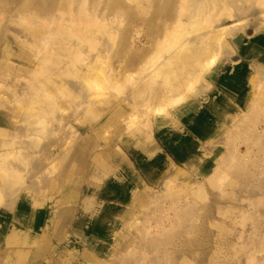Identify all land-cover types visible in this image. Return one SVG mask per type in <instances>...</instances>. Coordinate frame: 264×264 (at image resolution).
<instances>
[{
  "label": "rangeland",
  "instance_id": "1",
  "mask_svg": "<svg viewBox=\"0 0 264 264\" xmlns=\"http://www.w3.org/2000/svg\"><path fill=\"white\" fill-rule=\"evenodd\" d=\"M157 1L125 0L124 2V0H119L121 4L114 5L110 0H102L98 4H92V0H86V5L88 6L85 7L94 12V22H97L88 28L89 30H87L85 36L87 38L86 41H81L76 37L62 38L58 35L55 31L57 27L68 30L74 24L73 15L68 17L66 13H63L61 16H64L63 18L65 19L62 21L57 20L54 22L55 24L51 23L53 21H49L48 25L51 26L53 32L48 39V44L44 48L41 45L42 43L37 42L38 40L36 41V38L30 33L32 22L29 19L27 21L28 24H23L22 21H19L17 17L18 12L15 11V7L18 6L21 9V4L9 7V10L6 8L4 10L0 9L3 16L0 18V61L3 60L0 63V150L5 148L14 150L15 152L18 151L21 159L15 152L12 155L15 154L16 158H19L18 160H23L17 161L15 155L12 156L10 154L13 158L7 155V159L9 160L5 158V161L2 162L5 164L4 167L10 164L9 166H15L20 171L22 170L21 176L19 175L18 177L20 179L23 177V181H20L14 188V194L10 190L2 192L0 201V213L2 212V217L0 218V264H107L105 262L116 264L120 260L115 258V255L122 253V248L124 249L123 245L125 246L127 241L129 242L131 239L147 247H145L146 249H141L137 245L135 249H130L129 253H122L125 259H123L124 264L125 262H127L126 264H148L149 261L150 264H157L155 258H160L159 264H165V260L162 258V255H164L163 250H155L151 246L152 242L150 241L153 240L151 239L153 237L154 240L161 241L165 250L168 247L171 248H168L170 252L174 249L180 250L179 254L174 252L175 256L173 255L171 258L177 264H254L257 261L255 264H264V251H261L262 248L261 250L259 249L262 247V244L264 247V220H262L264 219V203L260 204L264 201V138L260 141H255L254 136L250 135L256 131V128L264 130L263 115L259 113L258 108H253L257 102L259 103L264 100V44L258 49L260 50V55L248 58V61L257 59L255 61L259 64L256 67L245 68L237 66L235 68H228L225 72H222V69L218 68L221 63L230 62L238 57L244 59L243 55L238 52L235 40L229 39L230 36L228 34L223 35V39H229V42L222 43L216 62L211 66L212 68L208 69L211 73V78L208 79V71H205L201 75L202 79L200 77L195 82L192 91L186 92L185 86L178 89L179 92L185 90L184 92L188 96L183 99L182 97L177 99L178 102L174 104L166 102L167 105L164 104V108L160 112H153L152 103L155 100L152 87L148 86L147 89H144L139 94L135 90L138 81L147 73L143 67H152L151 65L156 64L157 61L167 56V53L171 51V49H168L170 48L168 47V43L173 39L171 37L177 33V27L172 24V21L175 20V14L179 10L177 7L180 6V3L176 4L174 0ZM1 2L5 3L4 0H1ZM156 2L159 8H157ZM162 4L166 11H172L167 13L164 9L162 10ZM112 5L114 6L112 7ZM169 5L170 8L168 7ZM127 6L129 7L128 9ZM256 6L255 0L238 2V7L232 8V12L237 15L239 14L237 9L242 8L244 13L238 16L245 18L239 26L234 27L235 29H230L229 32L251 36L258 31L264 37V17L257 15L259 14V7ZM126 9L130 10V12ZM27 16L29 17V14ZM96 16L98 19H96ZM67 17L69 20L66 19ZM185 18V15L179 16L180 20L184 21ZM235 18L237 19V16L227 18L224 15L221 21L216 24L231 25ZM11 19L12 21H10ZM104 19L106 20L104 21ZM109 20L110 22H108ZM101 22H107L105 23L107 25ZM95 24L98 28H95ZM103 25L105 28L102 27ZM160 26L163 27L160 28ZM99 27L102 28L99 29ZM9 28L12 29L9 30ZM197 28L196 30L192 28L191 32H195L190 35L188 34L189 36L183 34L185 32H181V35L183 34L182 37H191L197 32L203 31L202 27L201 31H199L200 27ZM44 31L46 32V30H43L41 35L44 34ZM156 34L157 37L155 36ZM109 35L111 36L108 38ZM158 38L162 39L157 40ZM246 42L250 43L249 39ZM119 44H122V46ZM36 45L38 48H35ZM41 47L42 49H40ZM116 48L118 51H121L118 52L121 53V56L116 53ZM122 48L124 49L122 50ZM66 49H69L68 53ZM113 50L116 51L114 52ZM138 50L139 52H137ZM138 54L139 56L136 57ZM160 54L161 58L159 57ZM131 57H134L132 59L134 60L133 62L132 60L129 61ZM188 68L179 64L174 65L173 69L176 72L171 76L172 82L175 83L177 79L188 76L189 72L192 71ZM221 73L223 74L221 77L222 81L218 79ZM233 78H235L233 83H225L226 79L232 80ZM41 79L42 84H44V88L42 87V89H40ZM38 80L40 84H36ZM224 84L234 86L235 88L238 85L241 86L238 93L242 95V101L247 103L246 107L241 106V100H237V98L226 96L228 101L222 103L218 97L214 96L216 89L222 91L223 94ZM65 85L66 87H64ZM90 88L92 89L90 90ZM132 89L133 92L131 91ZM59 90L62 91L59 92ZM89 93L94 94L90 96ZM220 97L222 99L223 95ZM231 104L234 106L232 107ZM76 105L80 109L78 108L77 110ZM179 107L180 109H178ZM235 107H239L242 110L237 115L232 110ZM208 111L212 118L216 115H222V117L217 122L212 121L205 135L201 137L200 133H198L200 131L192 130L193 121L190 120L194 119V122L201 127V118L204 114L208 115ZM8 112L10 115L7 114ZM5 113L7 116H5ZM251 117H256L253 120L255 119L257 122L255 120L253 122ZM63 122L66 124H63ZM49 123L56 125L52 127ZM60 123L62 124L61 126ZM123 123L125 126L132 124L131 126L134 128L133 136H130L126 128L122 130L123 126L121 125ZM222 125L225 127L223 128ZM242 125H246V127L244 126L243 128ZM58 127H63L64 129H58ZM226 127L227 129H225ZM247 127L248 130L250 129L249 131H247ZM249 127L255 129L253 130ZM16 131L20 135L18 134L17 136ZM231 131L233 134H231ZM234 131L239 133L236 135ZM241 132H244L246 136ZM30 135L34 138L29 137ZM161 135L171 139V142H168L169 145L162 142ZM232 135L238 137H233ZM19 136L21 140L18 139ZM14 137H17V140ZM231 137H233V140H231ZM13 139H15V142ZM190 139L195 141L194 148L196 149V153H200L201 156L205 158H209L211 154H213L214 158L221 156L219 159H216L217 163L224 156L230 157V160L235 157L230 161L231 163H229L228 159L227 164L223 167V173L217 186L210 183L208 176L201 175L195 167L190 169L187 163L184 162L183 158L188 148L187 141ZM235 139H239L240 141H236ZM248 139L251 140L249 141ZM135 140L139 141L137 146L132 144ZM230 140L232 141L231 143L229 142ZM254 142H258V144ZM232 146L233 148H231ZM139 148L148 157V169H143L137 161V158H140L142 161L146 158L144 154L135 152ZM24 149L26 150L24 151ZM230 149L232 150L230 151ZM36 151L37 153L35 154L34 152ZM97 151H107L115 154L113 156L115 168L123 178L124 185L129 180V182L132 181L134 191L131 192L132 197L129 198L131 200L121 201L115 194L113 198L110 195H104L103 190L107 187L106 177L100 175V170L97 173L94 170V172L86 170L88 165L92 163L93 156ZM159 151L163 155L161 158L158 157ZM243 151H246V154L244 153L243 155ZM24 152L29 153V155H26ZM258 155L260 156L258 157ZM240 156L243 160L239 159ZM50 162L52 164H49ZM253 164L254 166H252ZM0 165L2 166V164ZM225 167L228 168L225 170ZM251 167L257 169L254 170ZM261 167L262 169H260ZM229 168L232 169L230 170ZM34 169L43 170V172L39 177H34ZM132 170L137 173L139 180L136 177L133 178ZM24 174H28L27 178L24 177ZM133 174L135 173L133 172ZM42 175L43 177H40ZM32 176L34 177L33 180ZM37 178L38 180H36ZM44 178H47V180ZM198 186L201 189H196ZM32 188L34 189L32 190ZM19 191L21 193L28 191L29 195L39 198L40 202H38V206L40 207L38 211L46 213L45 217L39 220V222L33 221L31 217H28L19 210L18 198L21 194ZM38 191H40L39 194ZM192 191L196 192V196L190 198L193 209L190 211L191 216H188V218H192L195 229L199 227L201 230H193L190 235L184 237L189 243H192V246L190 244L186 248L179 245L177 241L174 244L169 242L179 237L182 230L181 228L177 229V227H174L173 223H175L177 216L173 207L171 208V204L173 203V196L179 195L183 198L185 194ZM87 197L90 200L91 208L87 210L85 217L91 220L90 223L82 222L83 219L79 216V208L82 206V201ZM247 199L251 203H248ZM107 201H112L115 206L108 207ZM180 201H183V199ZM252 205L256 207L258 205V207L253 208ZM258 213L260 217H256L259 216ZM103 216H107L110 220V224L104 226L108 230L104 236L105 246L102 248H91L83 242L82 238L84 235L93 233L94 228L97 227L96 221L101 217L103 218ZM164 226L166 228L174 227L173 230H176L166 232L162 230ZM11 228L16 231V234L12 235L10 233L9 229ZM143 228H145L144 231ZM145 230L148 231L150 236L148 234L146 236L143 235L146 232ZM251 230H253V234H251ZM136 231H142L143 234L141 232H138V234ZM141 234L143 235L142 237ZM255 235L258 237L257 239ZM253 241L254 243H252ZM255 244L257 245L255 246ZM258 245L259 248H257ZM152 249L156 253L152 252ZM184 249H187L186 258L182 259L183 252L181 250ZM257 249L258 251H255ZM237 251H239L238 254ZM253 251L258 253L252 256ZM141 252L142 254H139ZM240 253L241 255H239ZM141 257L145 260L141 259ZM252 258L253 260H251ZM260 259L261 261H259ZM250 261L252 262L250 263Z\"/></svg>",
  "mask_w": 264,
  "mask_h": 264
},
{
  "label": "bare ground",
  "instance_id": "2",
  "mask_svg": "<svg viewBox=\"0 0 264 264\" xmlns=\"http://www.w3.org/2000/svg\"><path fill=\"white\" fill-rule=\"evenodd\" d=\"M102 2V0H92V4H98V2ZM104 1H107V0H104ZM135 1V0H134ZM157 1V0H156ZM175 1V3L176 4H178V3H180V6H178L177 8L179 9L178 10V12L176 13V11H175V16H176V18H175V20H173L172 21V24H174V26L175 27H177V33H175L174 34V36H172L171 38H173V39H171V42H169L168 44H169V46L168 47H170V48H168V49H171V51L169 52V53H167L168 55L167 56H165V57H163L161 60H159V61H157L156 62V64H153V65H151L152 67H149V68H147V67H143V69L144 70H146L147 71V73L144 75V76H142V78L138 81V84H137V87H136V90H135V92L137 93V94H139V93H141L144 89H147V87L148 86H150V88L152 87V89H153V91H154V102L152 103L153 104V112H160L163 108H164V104H166V102H172V104H174L175 102L177 103L178 101H177V99H180L181 97H182V99L184 98V97H186V96H188V94H186V92L187 91H192V89H193V86H194V84H195V82H197L198 80H199V78L201 77V79H202V74L205 72V71H208V69L216 62V59H217V57H218V55H219V53H220V50H221V46H222V43L224 42H227L229 39H233V40H235V42H236V44H237V46H238V52L239 53H241L242 55H243V57H244V59H242V57L240 58V57H238V58H234L233 60H231L230 62H227V63H221V65L218 67L219 69L221 68L222 69V72H225L228 68H235V67H237V66H242V67H245V68H248V67H251V66H254V67H256L259 63H257V61H255V60H257V59H251L252 61H248V58L249 57H257L258 55H260V53H259V51L260 50H258L261 46H262V44H264V37L262 36V33L261 32H256V34H254V35H251V36H246L245 34H239V33H232V32H229L230 31V29H232V28H234V27H237V26H239L241 23H242V21L244 20V18L245 17H239L238 15L239 14H242V13H244V11H243V9L242 8H238L237 10L239 11V14H235V13H233L232 11H233V9L232 8H237L238 7V2H242V1H250V0H174ZM173 1V2H174ZM4 2L5 3H2L1 2V0H0V9H7V10H9L11 7H13V6H17V5H19V4H21V9L20 8H18V6L17 7H15V11H17L18 13H17V17H18V19H19V21H22L23 22V24H28L27 23V21H28V19L32 22L31 23V26H32V29L30 30V33L34 36V38H36V41L37 42H41L40 44L43 46V48L44 47H46V45L48 44V39H49V37H50V35L52 34V32H53V30H51V26H49L48 24H49V21L51 22V21H53V22H51V23H54V22H56L57 20L58 21H62L63 19H65V18H63L64 16H61V14H63V13H66L67 14V16L68 17H70L71 15H73V19H74V24L68 29V30H64V29H60V28H58L57 27V29L55 30L57 33H58V35L59 36H61L62 38H67V37H76L77 39H80L81 41H86V34H87V30H89L88 28L91 26V25H94V23H97V22H94V12L92 11V10H88V9H86L87 7H85V6H88V5H86V0H4ZM110 2L112 3L113 2V4L114 5H120L121 3L119 2V0H110ZM122 2V1H121ZM124 2H125V0H124ZM158 2V1H157ZM157 2H156V6L158 5L157 4ZM171 2V1H170ZM255 2H256V5L259 7V14H257V15H259L260 17H264V0H255ZM88 3V2H87ZM104 3V2H103ZM152 3V2H151ZM17 4V5H16ZM101 4V3H100ZM165 4V3H164ZM168 4H170V5H173V4H171V3H168ZM175 4V5H176ZM109 5V4H108ZM114 5H112V7L114 6ZM127 5V4H126ZM163 5V4H162ZM170 5L168 6L169 8H170ZM153 6H154V4H153ZM256 6V7H257ZM10 7V8H9ZM91 7V6H90ZM100 7V6H99ZM162 7V6H161ZM168 7H166V8H168ZM77 8H78V12H77ZM119 8V7H118ZM121 8V7H120ZM129 7L127 6V9H128ZM157 8H159V6H157ZM156 8V9H157ZM168 8V9H169ZM103 9V8H102ZM107 9V8H106ZM115 9H117V8H115ZM122 9V8H121ZM126 9V10H127ZM165 10L166 11V9L164 8V5H163V8H162V10ZM104 10V9H103ZM110 10H112V9H110ZM126 10H124V11H126ZM132 10V9H131ZM161 10V9H160ZM174 10V9H173ZM113 11H114V9H113ZM118 11V10H117ZM116 11V12H117ZM127 11H129L130 12V10H127ZM126 11V12H127ZM157 11H159V10H157ZM172 11V10H171ZM171 11H166L167 13L168 12H171ZM62 12V13H61ZM107 12V11H106ZM105 12V13H106ZM132 12V11H131ZM174 12V11H173ZM118 13V12H117ZM165 13V12H164ZM27 14H29V17L30 16H32V17H28L27 16ZM41 14H43V15H41ZM77 14H78V16H77ZM114 14H116V13H114ZM130 14V13H129ZM128 14V15H129ZM133 14H134V12H133ZM155 14H156V11H155ZM161 14L162 15H164L162 12H161ZM174 14V13H173ZM100 15H101V12H100ZM105 15V14H104ZM120 15V14H119ZM122 15V14H121ZM128 15H127V17H128ZM157 15V14H156ZM167 15V14H166ZM181 15H185L186 16V18H185V20L183 21V20H180L179 19V16H181ZM224 15H226L227 16V18H232V17H235V16H237V19L235 18V19H233V23L231 24V25H222V24H216V23H219L220 21H221V18H222V16H224ZM99 16V15H98ZM123 16V15H122ZM125 16H126V14H125ZM125 16H124V18H125ZM131 16V15H130ZM254 16V15H253ZM3 16H2V10H0V18H2ZM28 17V18H27ZM66 17V16H65ZM68 17L66 18V19H68ZM97 17V16H96ZM105 17V16H104ZM158 17H159V13H158ZM162 17V16H161ZM78 18V19H77ZM113 18V17H112ZM121 18H123V17H121ZM157 18V17H156ZM35 19H37V20H35ZM47 19H48V21H47ZM73 19H72V22H73ZM96 19H98V17L96 18ZM130 19V18H129ZM174 19V18H173ZM225 19V18H224ZM254 19V18H253ZM39 20H40V22H39ZM41 20L43 21L42 23H41ZM69 20V19H68ZM106 19H104V21H105ZM121 20V19H120ZM10 21H12V19L10 20ZM18 21V20H17ZM99 21V20H98ZM125 21V20H124ZM123 21V22H124ZM146 21H147V19H146ZM145 21V22H146ZM70 22H71V20H70ZM108 22H110V20L108 21ZM120 22V21H119ZM50 23V24H51ZM102 24H104V25H107V24H105V23H107V22H101ZM262 23V22H261ZM11 24V23H10ZM10 24H8L9 26H10ZM14 24V23H13ZM55 24V23H54ZM66 24V23H65ZM71 24V23H70ZM109 24V23H108ZM120 24H121V22H120ZM215 24V25H214ZM20 25H21V23H20ZM99 25V24H98ZM102 26V27H104L105 28V26ZM171 25V24H170ZM169 25V26H170ZM101 26V25H100ZM102 27H99V29L100 28H102ZM144 27V26H143ZM159 27V26H158ZM157 27V28H158ZM161 27H163V26H160V28ZM197 27H200L199 28V31H201L202 30V28H203V31H201V32H197L194 36H191V37H182V35L183 34H192V33H194L193 31L191 32V29L193 28V29H195L196 30V28ZM202 27V28H201ZM28 28V27H27ZM92 28V27H91ZM95 28H98L97 26H96V24H95ZM94 28V29H95ZM259 28V27H258ZM257 28V29H258ZM10 29H12V28H9V30ZM41 29H42V32H41ZM93 29V30H94ZM198 29V28H197ZM201 29V30H200ZM235 29V28H234ZM28 30H29V28H28ZM43 30H46V32L44 31V34L43 35H41V33H43ZM111 30V29H110ZM155 30L157 31V29L155 28ZM12 31V30H11ZM96 31V30H95ZM113 31V30H112ZM13 32V31H12ZM181 32H185V33H183L182 35H181ZM7 33V32H6ZM29 33V32H28ZM93 33V32H92ZM8 34H9V32H8ZM11 34V33H10ZM91 34V33H90ZM226 34H228V36H230L229 37V39H223V35H226ZM46 35V36H45ZM188 35V36H189ZM111 35H109L108 36V38L110 37ZM114 36V35H113ZM156 37H157V34L155 35ZM53 38V37H52ZM99 39V38H98ZM112 39H113V37H112ZM111 39V40H112ZM162 38H158L157 40H161ZM247 39H249V41H250V43H248V42H246L247 41ZM35 41V40H34ZM124 41V40H123ZM122 42V41H121ZM125 42V41H124ZM123 42V43H124ZM229 42V41H228ZM73 43V42H72ZM103 43H104V40H103ZM136 43V42H135ZM233 44H234V42H232ZM37 44V43H36ZM40 44H39V47H40ZM112 44V43H111ZM166 44H167V42H166ZM38 45V44H37ZM37 45H36V47L35 48H38L37 47ZM72 45V44H71ZM90 45V44H89ZM119 45H121L122 46V44H119ZM125 45V44H124ZM123 45V46H124ZM132 46V45H131ZM114 47H116V46H114ZM92 48V47H91ZM118 48V47H117ZM116 48V50H117V54L119 55L120 54V56H121V53H118V52H121L120 50L118 51V49ZM253 48V49H252ZM40 49H42V47L40 48ZM40 49H38V50H40ZM48 49V48H47ZM124 48H122V50H123ZM37 50V51H38ZM46 50V49H45ZM44 50V51H45ZM54 50V49H53ZM69 50V49H68ZM68 50L66 49V52L68 53ZM115 50V51H116ZM167 50V49H166ZM253 50H254V52H253ZM0 51H1V49H0ZM52 51V50H51ZM114 51V50H113ZM112 51V52H113ZM114 51V52H115ZM141 51V50H140ZM43 52V51H42ZM101 52V51H100ZM137 52H139V50L137 51ZM157 52H158V50H157ZM44 53V52H43ZM116 53H115V55H116ZM3 54H5V53H3ZM122 54H124V53H122ZM136 54V53H135ZM37 55H39V54H37ZM46 55V54H45ZM5 56V55H4ZM114 56V55H113ZM117 56V55H116ZM139 56V54L136 56V57H138ZM3 57V56H2ZM1 57V58H2ZM158 57V56H157ZM160 58H161V54H160V56H159ZM134 58V57H133ZM132 57H131V59H129V61L130 60H132L133 59ZM44 59V58H43ZM39 60H41V59H39ZM156 60V59H155ZM3 60H1L0 61V63L2 62ZM43 61V60H42ZM134 60H132V62H133ZM132 64V63H131ZM182 65V66H186V67H189L190 68V70H192V71H190L189 72V75L188 76H186V77H182V78H180V79H177V82H172V80H171V76H172V74L174 73V72H176V70H174L173 68H174V65ZM173 65V66H172ZM216 67V66H215ZM177 68V67H176ZM188 68V69H189ZM212 68V67H211ZM39 69V68H38ZM41 69H42V67H41ZM44 69V68H43ZM181 69V68H180ZM214 69V68H213ZM28 70V69H27ZM143 70V71H144ZM189 71V70H188ZM82 72V71H81ZM46 73H48V72H46ZM213 73V72H212ZM34 74H36V73H34ZM32 75V74H31ZM45 75H47V74H45ZM50 75H52V74H50ZM55 75H56V73H55ZM80 75V74H79ZM49 76V75H48ZM54 76V75H53ZM52 76V77H53ZM191 76V77H190ZM223 76V74L221 73V76L220 77H218V79H221V77ZM31 77V76H30ZM36 77H38V76H36ZM45 77V76H44ZM44 77H40V78H44ZM206 77V76H205ZM207 77H208V79L209 78H211V73H210V71H208V73H207ZM28 78V77H27ZM178 78V77H177ZM4 79V78H3ZM57 79V78H56ZM26 80V79H25ZM36 80V79H35ZM173 80H175V79H173ZM27 81V80H26ZM34 81V80H33ZM60 81V80H59ZM211 81V80H210ZM220 81H222V79L220 80ZM233 81H235V78H233L232 80L231 79H226V82L225 83H233ZM1 82V81H0ZM28 82H29V80H28ZM40 82H41V84H40ZM39 82V80H38V82H36V84L38 83V84H40L41 85V88L40 89H42V87L44 86V84H42V79H41V81ZM83 82V81H82ZM47 83H51V82H47ZM1 84V83H0ZM31 84V83H30ZM29 84V85H30ZM35 84V83H34ZM35 84V85H36ZM91 84V83H90ZM235 84V83H234ZM28 85V86H29ZM32 85V84H31ZM39 85V86H40ZM209 85V84H208ZM214 85V84H213ZM27 86V85H26ZM37 86V85H36ZM53 86V85H52ZM182 86H185V90H186V92H184L185 90H182L181 92H179L178 91V89H181L182 88ZM210 86V85H209ZM64 87H66V85L64 86ZM211 87V86H210ZM210 87H208V88H210ZM241 86L240 85H238V87L237 88H235L234 86L232 87V86H229V85H225L224 84V87H223V94H222V91H220V90H218V89H216V93H215V95L214 96H216V97H218L219 99H220V102H222V103H226L227 101H228V99L226 98V96H230V97H233V98H237V100H241L240 102V105L241 106H243V107H246V105H247V103L246 102H243L242 100H243V98H242V95H240L239 93H238V91H240V88ZM44 88V87H43ZM57 88H59V87H57ZM89 88V87H88ZM184 88V87H183ZM50 89V88H49ZM60 89V88H59ZM64 89V88H63ZM92 88H90V90H91ZM134 89V88H133ZM133 89L131 90L132 92H133ZM37 90H39V89H37ZM51 91H52V89H50ZM56 90H58V89H56ZM211 90V89H210ZM213 90V89H212ZM62 90H59V92H61ZM130 91V90H129ZM130 91V92H131ZM259 91V90H258ZM33 92V91H32ZM45 92V91H44ZM47 92H49V91H47ZM68 92V91H67ZM69 92H71V91H69ZM75 92V91H74ZM213 92V91H212ZM95 93V92H94ZM93 93V94H94ZM224 93H225V95H224ZM51 94V93H50ZM65 94V93H64ZM90 94V93H89ZM92 93L90 94V96L91 95H93ZM96 94V93H95ZM149 94V93H148ZM20 95V94H19ZM58 95H59V93H58ZM61 95V94H60ZM66 95V94H65ZM223 95V97H222V99H221V97L220 96H222ZM256 95H257V93H256ZM261 95V94H260ZM259 95V96H260ZM17 96V95H16ZM26 96H27V94H26ZM30 96V95H29ZM51 96V95H50ZM64 96V95H63ZM70 96V95H69ZM240 96V97H239ZM262 96V95H261ZM36 97V96H35ZM62 97V96H61ZM67 97V96H66ZM77 97V96H76ZM28 98V97H27ZM30 98V97H29ZM93 98H94V96H93ZM39 99V98H38ZM257 99H258V97H257ZM18 100V99H17ZM23 100H25V99H23ZM30 100H32V99H30ZM56 100V99H55ZM64 100V99H63ZM57 101V100H56ZM110 101V100H109ZM192 101V100H191ZM17 102H19V101H17ZM37 102V101H36ZM80 102V101H79ZM90 102V101H89ZM188 102H190V101H188ZM187 102V103H188ZM231 102V101H230ZM22 103V102H21ZM28 103H29V101H28ZM38 103V102H37ZM71 103V102H70ZM82 103V102H81ZM101 103V102H100ZM99 103V104H100ZM111 104H112V102H110ZM132 103V102H131ZM130 103V104H131ZM169 103V104H170ZM194 103V102H193ZM20 104V103H19ZM68 104V103H67ZM73 104V103H72ZM84 104V103H83ZM86 104V103H85ZM88 104V103H87ZM105 104V103H104ZM104 104H102V105H104ZM133 104V103H132ZM151 104V105H152ZM168 104V105H169ZM183 104V103H182ZM189 104V103H188ZM59 105V104H58ZM81 105V104H80ZM106 105V104H105ZM148 105V104H147ZM150 105V104H149ZM167 105V104H166ZM197 105V104H196ZM73 106H74V104H73ZM79 106V105H78ZM87 106V105H86ZM97 106V105H96ZM163 106V107H162ZM173 106V105H172ZM175 106V105H174ZM198 106V105H197ZM196 106V107H197ZM231 106L233 107L234 105H232L231 104ZM27 107V106H26ZM62 107H64V106H62ZM62 107H61V110H62ZM177 107V106H176ZM41 108V107H40ZM60 108V107H59ZM73 108V107H72ZM78 108L79 107H77V105H76V109L78 110ZM84 108V107H83ZM151 108V107H150ZM198 108V107H197ZM254 109L256 108H258V111H259V113L260 114H262L263 115V120H264V100H262L261 102H257L256 104H255V106L253 107ZM22 109V108H21ZM27 109V108H26ZM42 109V108H41ZM65 109V108H64ZM80 109V108H79ZM178 109H180V107L178 108ZM177 109V110H178ZM188 109V108H187ZM253 109V110H254ZM2 110V109H1ZM44 110V109H43ZM42 110V111H43ZM72 110V109H71ZM148 110V109H147ZM232 110L234 111V113H235V115H237L238 113H240L242 110L241 109H239V107H235L234 109L232 108ZM24 111V110H23ZM36 111V110H35ZM34 111V113H36ZM65 111V110H64ZM89 111V110H88ZM150 111V110H149ZM257 111V110H256ZM1 112V111H0ZM6 112V111H5ZM37 112H39V111H37ZM43 112H45V111H43ZM70 112H72V111H70ZM75 112V111H74ZM148 112V111H147ZM146 112V113H147ZM216 112V111H215ZM11 113V112H10ZM56 113V112H55ZM7 114H9V112L7 113ZM7 114L5 113V116H7ZM37 114V113H36ZM40 114H41V112H40ZM42 114H44V113H42ZM60 114V113H59ZM66 114V113H65ZM64 114V115H65ZM69 114V113H68ZM161 114V113H160ZM229 114V113H228ZM245 114V113H244ZM255 114V113H254ZM253 114V115H254ZM10 115V114H9ZM72 115V114H71ZM70 115V116H71ZM257 115V114H256ZM51 116V115H50ZM60 116H62V115H60ZM68 116V115H67ZM74 116V115H73ZM72 116V117H73ZM255 116V115H254ZM15 117V116H14ZM59 117V116H58ZM57 117V118H58ZM63 117V116H62ZM221 117H222V115H216L215 117H211L210 116V113H209V111H208V115H203L202 116V118H201V127L200 126H198L195 122H194V119H191L190 121H193V125L191 126L192 127V130H195V131H200V132H198V133H200V135H201V137H203L204 135H205V132L207 131V129L209 128V126H210V124L212 123V121H218V120H220L221 119ZM227 117V116H226ZM16 118H18V117H16ZM42 118V117H41ZM224 118H225V115H224ZM229 118V117H228ZM252 118V117H251ZM253 118H256V117H253ZM253 118H252V120H253ZM6 119V118H5ZM50 120H51V118H49ZM56 119V118H55ZM62 119V118H61ZM242 119V118H241ZM42 120L43 121H45L43 118H42ZM250 120V119H249ZM251 120V121H252ZM255 120V119H254ZM254 120H253V122H254ZM258 120V119H257ZM22 121V120H21ZM61 121V120H60ZM68 121V120H67ZM8 122H10V121H8ZM47 122V121H46ZM46 122H44V123H46ZM52 122V121H51ZM62 122V121H61ZM255 122H257L256 120H255ZM259 122V121H258ZM12 123V122H11ZM15 123H17V122H15ZM23 123V122H22ZM25 123H27V122H25ZM48 123V122H47ZM58 123V122H57ZM65 122H63V124H64ZM68 123H69V121H68ZM239 123V122H238ZM13 124V123H12ZM50 124V123H49ZM66 124V123H65ZM122 124V123H121ZM223 124V123H222ZM256 124V123H255ZM51 125V124H50ZM56 124H53V125H51L52 127H54ZM58 125V124H57ZM62 124L60 123V126H61ZM132 125V124H131ZM131 125H127V126H125L124 125V123H123V125H121V126H123L121 129L122 130H125V128H126V131H128V133L130 134V136H133V134H134V128H132V126ZM235 125V124H234ZM237 125H239V124H237ZM236 125V126H237ZM247 125V124H246ZM246 125H242V127L244 128V126L246 127ZM223 126V125H222ZM255 126H257V125H255ZM44 127V126H43ZM68 127H70V126H68ZM71 127H72V125H71ZM162 127H164V126H162ZM225 126H223V128H224ZM238 127V126H237ZM14 128V127H13ZM57 128V127H56ZM66 128V127H65ZM137 128V127H136ZM233 128V127H232ZM231 128V129H232ZM249 128H251V127H249ZM11 129V128H10ZM58 129H64L63 127H58ZM57 129V130H58ZM67 129H71V128H67ZM220 129V128H219ZM225 129H227V127L225 128ZM230 129V130H231ZM239 129V128H238ZM251 129H253V128H251ZM255 129V128H254ZM253 129V130H254ZM2 130V129H1ZM22 130V129H21ZM66 130V129H65ZM136 130V129H135ZM223 130V129H222ZM229 130V129H228ZM241 130H243V129H241ZM245 130V129H244ZM243 130V131H244ZM250 130V129H249ZM248 130V127H247V131H249ZM3 131V130H2ZM62 131V130H61ZM215 131V130H214ZM227 131V130H226ZM225 131V132H226ZM238 131H240V130H238ZM252 131V130H251ZM1 132V131H0ZM17 132L18 131H16L15 133L17 134ZM124 132V131H123ZM232 132V131H231ZM234 132H236V131H234ZM246 132V131H245ZM23 133V132H22ZM211 133V132H210ZM239 133V132H238ZM237 132L236 133H234V134H238ZM243 135H244V132H241ZM240 133V134H241ZM2 134H3V132H2ZM5 134H6V130H5ZM19 135H20V133H18ZM18 134H17V136H18ZM224 134V133H223ZM231 134H233V132L231 133ZM242 134H241V136H242ZM249 134H250V132H249ZM32 135V134H31ZM29 136V137H33V136ZM35 135V134H34ZM228 135V134H227ZM236 135H232L233 137H238V136H236ZM250 135H253L254 136V139H255V141L257 140H261V139H263L264 138V130H260L259 128H256V131H254L252 134H250ZM162 136V135H161ZM215 136V135H214ZM219 136V135H218ZM244 136H246V134L244 135ZM247 136H248V134H247ZM36 137H37V135H36ZM35 137V138H36ZM223 137V136H222ZM221 137V138H222ZM233 137H231L232 139L231 140H233ZM15 138V137H14ZM17 138V137H16ZM15 138V139H16ZM21 137L19 136L18 137V139H20ZM34 138V137H33ZM38 138V137H37ZM225 138V137H224ZM240 138H243V137H240ZM15 139H13L14 140V142H15ZM25 139V138H24ZM43 139V138H42ZM45 139H46V137H45ZM128 139V138H127ZM220 139V138H219ZM237 139V138H236ZM235 139V140H236ZM244 139H245V137H244ZM243 139V140H244ZM251 139H252V137H251ZM251 139H248L249 141L251 140ZM17 140V139H16ZM21 140V139H20ZM26 140V139H25ZM39 140H40V138H39ZM214 140H216V139H214ZM229 141L230 143L232 142V141ZM239 140V139H238ZM238 140H236V141H238ZM128 141V140H127ZM217 141V140H216ZM240 141V140H239ZM248 141V142H249ZM58 142V141H57ZM162 142L163 143H165V144H168V142L170 143L171 142V139L170 138H168V137H166V136H162ZM200 142V141H199ZM213 142H215V141H213ZM225 142V141H224ZM59 143V142H58ZM137 143H139V141L138 140H135V142H133L132 144L135 146H137ZM217 143V142H216ZM238 143V142H237ZM254 143H257L258 144V142H254ZM227 144V143H226ZM235 144V143H234ZM245 144H246V142H245ZM169 145V144H168ZM201 145H202V143H201ZM15 146V145H14ZM130 146V145H129ZM187 146H188V148H187V150H186V154H185V156H184V158H183V160H184V162H186L187 163V165L190 167V169L191 168H193V167H195V169H197L198 171H199V173L201 174V175H203V176H208L210 179H209V181H210V183L212 184H216L215 186H217L218 184V182H219V179H220V177L222 176L221 174L223 173V167L227 164V162H228V159L230 158V157H226V156H224V157H222L219 161H218V163H217V160L216 159H219V157H221V156H217L218 158H214V156H213V154H211L210 155V157L209 158H205V157H203V156H201V154L200 153H196V149L194 148L195 147V141L193 140V139H190L189 141H187ZM205 146V145H204ZM211 146V145H210ZM225 146V145H224ZM229 146H231V145H229ZM257 146V145H256ZM20 147V146H19ZM28 147V146H27ZM26 147V148H27ZM202 147V146H201ZM226 147V146H225ZM249 147V146H248ZM247 147V148H248ZM12 148V147H11ZM23 148H25V147H23ZM171 149H172V147H170ZM209 148V147H208ZM227 148V147H226ZM231 148H233V146L231 147ZM235 148V147H234ZM15 149V148H14ZM20 149V148H19ZM33 149H35V148H33ZM210 149V148H209ZM217 149V148H216ZM250 149V148H249ZM20 150H23L22 148L20 149ZM26 149H24V151H25ZM28 150V149H27ZM32 150V149H31ZM116 150V149H115ZM219 150V149H218ZM232 149H230V151H231ZM245 150V149H244ZM260 150V149H259ZM174 151V150H173ZM220 151V150H219ZM235 151V150H234ZM247 151H248V149H247ZM15 151L14 150H10V149H3V150H0V164H2V166L0 165V201H1V197H2V192L4 191V190H10V192H12V194H14V191H15V187L20 183V181H23V177H22V179H20L18 176L20 175L21 176V172H22V170L20 171V169L19 168H16L15 166H9V165H6L5 167H4V165L5 164H3L2 162L3 161H5V158L7 159L8 157H10L11 155H12V153H14ZM28 152V151H27ZM135 152H139V153H142V154H144V157H146L145 159H144V161H142L140 158H137V161H138V163H139V165H141V167L143 168V169H148V167H149V163H148V157L147 156H145V152L141 149V148H139V149H136V151ZM246 152V151H245ZM244 151H243V155H244V153H245ZM16 154H17V156L19 157V155H18V151H16L15 152ZM24 153H26V152H24ZM23 153V154H24ZM32 153V152H31ZM35 154L37 153V151L36 152H34ZM146 153H148V152H146ZM159 154H158V157H163V155H162V153L159 151L158 152ZM211 153V152H210ZM11 154V155H10ZM19 154H20V152H19ZM22 154V155H23ZM34 154V155H35ZM241 154V153H240ZM246 154V153H245ZM261 154V153H260ZM7 155H8V157H7ZM10 155V156H9ZM15 155V154H14ZM14 155H12V156H14ZM21 155V154H20ZM26 155H29V153L27 154L26 153ZM33 155V156H34ZM115 154L112 152V154L111 153H109V152H107V151H97V152H95V154H94V156H93V159H92V163H90L89 165H88V168L86 169L87 171H95V173H97V171H99L100 170V175H103V176H105L106 177V180H107V187L103 190L104 191V195H110L111 196V198H113V195L115 194V195H117L118 197H119V199L121 200V201H128V199L129 198H131L132 196H131V192H133L134 191V188H133V186H132V181L131 182H126L125 183V185H124V181H123V178L118 174V171H117V169L115 168V164H114V160H113V156H114ZM207 155H209V154H207ZM206 155V156H207ZM232 155V154H231ZM11 156V157H12ZM16 155H15V158L17 157ZM36 156V155H35ZM79 156V155H78ZM260 155H258V157H259ZM26 157V156H25ZM38 157V156H37ZM40 157V156H39ZM74 157V156H73ZM247 157H248V155H247ZM264 157V156H263ZM13 158V157H12ZM20 158V157H19ZM19 158H16L17 159V161H23V160H18ZM27 158V157H26ZM43 158H45V157H43ZM235 158V157H234ZM233 158V159H234ZM249 158V157H248ZM254 158V157H253ZM262 158V157H261ZM21 159V158H20ZM38 159V158H37ZM46 159H47V156H46ZM232 159V160H233ZM239 159H241V156H240V158ZM250 159V158H249ZM7 160H9V159H7ZM7 160H6V162H7ZM31 160V159H30ZM42 160V159H41ZM45 160V159H44ZM232 160H230L229 159V163H231L230 161H232ZM241 160H243V159H241ZM240 160V161H241ZM256 160V159H255ZM259 161H260V159H258ZM26 161V160H25ZM246 161V160H245ZM251 162H252V160H250ZM15 162H16V160H15ZM30 162V161H29ZM36 162V161H35ZM40 162V161H39ZM53 162V161H52ZM52 162H50L49 164H52ZM91 162V161H90ZM255 162H257V161H255ZM262 162V161H261ZM5 163V162H4ZM8 163V162H7ZM10 163V162H9ZM26 163V162H25ZM24 163V165H26ZM42 163H45V162H42ZM126 163V162H125ZM232 163H235V162H232ZM20 164H22L21 162H20ZM29 164V163H28ZM240 164V163H239ZM243 164V163H242ZM246 164H247V162H246ZM261 164V163H260ZM45 165V164H44ZM244 165V164H243ZM242 165V167H243V169H244V166ZM39 166V165H38ZM252 166H254V164L252 165ZM2 167V168H1ZM26 167V166H25ZM37 167V166H36ZM197 167V168H196ZM229 167V166H228ZM228 167H225V170H226V168H228ZM245 167H246V165H245ZM250 167V166H249ZM46 168V167H45ZM45 168H43V169H45ZM83 168H85L84 166H83ZM241 168V167H240ZM251 168H253V167H251ZM27 169V168H26ZM39 169V168H38ZM38 169H34V171H35V173H34V177H39V175L40 174H42V172H43V170L42 171H40V170H38ZM230 169V168H229ZM232 169V168H231ZM230 169V170H231ZM254 169V168H253ZM255 169H257V168H255ZM254 169V170H255ZM260 169H262V167L260 168ZM259 169V170H260ZM84 170V169H83ZM93 171V172H94ZM196 171V170H195ZM194 171V172H195ZM243 171V170H242ZM257 171V170H256ZM263 171V170H262ZM24 173H25V171H23ZM133 172L136 174H133ZM246 173H247V171H245ZM250 172V171H249ZM26 173H27V170H26ZM226 173V172H225ZM224 173V174H225ZM250 173H252V172H250ZM226 174H228V173H226ZM258 174V173H257ZM25 175V174H24ZM28 174H26L24 177H26ZM48 175V174H47ZM47 175H44V176H47ZM31 177L32 178V180L34 179V177ZM132 176H133V178L134 177H136L137 178V180H139L138 179V175H137V173L134 171V170H132ZM190 176V175H189ZM195 176V175H194ZM260 176V175H259ZM258 176V177H259ZM262 176V175H261ZM40 177H43V175L42 176H40ZM64 177V176H63ZM67 177V176H66ZM196 177V176H195ZM27 178V177H26ZM59 178V177H58ZM65 178V177H64ZM44 179H46L47 180V178H44ZM56 179H57V176H56ZM69 179V178H68ZM28 180V179H27ZM36 180H38V178L36 179ZM49 180V179H48ZM55 180V179H54ZM59 180H60V178H59ZM66 180V179H65ZM199 180V179H198ZM39 182H40V179H39ZM192 182H194V181H192ZM37 183V182H36ZM69 183V182H68ZM25 184V183H24ZM58 184V183H57ZM62 184H63V182H62ZM166 184V183H165ZM250 184V183H249ZM248 184V186H250ZM253 184H254V182H253ZM61 185V184H60ZM30 186V185H29ZM165 186V185H164ZM192 186H194V185H192ZM31 187H32V185H31ZM34 187V186H33ZM39 187V186H38ZM57 187V186H56ZM64 188H65V186H64ZM72 188V187H71ZM166 188V187H165ZM198 188H200L201 189V187H196V189H198ZM255 188H256V186H255ZM254 188V189H255ZM21 189V188H20ZM34 188H32V190H33ZM256 189H258V187L256 188ZM22 190V189H21ZM25 190V189H24ZM42 190H44V189H42ZM54 190V189H53ZM59 190V189H58ZM247 190V189H246ZM252 190H253V187H252ZM29 191V190H28ZM27 191V192H28ZM57 191V190H56ZM78 191H81V190H78ZM200 191V190H199ZM245 191V190H244ZM16 192H18V190H16ZM20 192V191H19ZM27 192H25V191H23L21 194H20V197L18 198V200H19V210L21 211V212H23V213H25L28 217H31V219L33 220V221H37V222H39V220H41V219H43L44 217H45V215H46V213H40L38 210H39V207L40 206H38L39 204H38V202H40L39 201V198L38 197H35V196H31V195H29ZM64 192V191H63ZM40 193V191H38V194ZM43 193V192H42ZM54 193V192H53ZM52 193V194H53ZM56 193V192H55ZM259 193V192H258ZM16 194V193H15ZM38 194H37V196H38ZM48 194V193H47ZM57 194V193H56ZM44 195V194H43ZM232 195H233V192H232ZM244 195V194H243ZM41 196H42V194H41ZM46 196V195H45ZM163 196V195H162ZM165 196V195H164ZM170 196V195H169ZM193 196H196V192L195 191H192V192H190V193H187V194H185V196L183 197V198H181L179 195L178 196H173L171 199H172V201H173V205L171 204V208L173 207V209H174V212H175V214H176V216H177V218H176V220H175V223H173L174 224V227H177V229L178 228H181L182 230H181V234H180V236L179 237H176V239H172V241L170 240L169 242L171 243H175L176 241H177V243L179 244V245H181V246H183V247H186V246H189L190 244V246H192V243H189V241H187L184 237H187L188 235H190L192 232H193V230H201L199 227H198V229H195V224H194V222H193V220H192V218L191 217H189L188 218V216H191V213H190V211L193 209V207H192V203H191V200H190V198L191 197H193ZM263 196V195H262ZM49 197V196H48ZM54 197V196H53ZM171 197V196H170ZM169 197V198H170ZM233 197V196H232ZM51 198V197H50ZM220 198H221V196H220ZM3 199V198H2ZM43 199V198H42ZM134 199H135V197H134ZM181 199H183V201H180ZM222 199V198H221ZM242 199V198H241ZM4 200V199H3ZM47 200V199H46ZM49 200V199H48ZM129 200H131V199H129ZM136 200V199H135ZM150 200V199H149ZM248 200V199H247ZM246 200V201H247ZM251 200V199H250ZM254 200V199H253ZM79 201V200H78ZM90 200L88 199V197L86 198V199H84L83 201H82V206H80V208H79V211L81 212H79V216H80V218H82L83 220H82V222H84V223H90L91 222V220L90 219H88V218H86L85 217V215H86V213H87V210H89V208H91V203L89 202ZM245 201V200H244ZM249 201V200H248ZM247 201V202H248ZM8 202H11V201H8ZM116 202V201H115ZM181 202V203H180ZM239 202H240V199H239ZM259 202V201H258ZM7 203V202H6ZM52 203V202H51ZM106 203V202H105ZM243 203V202H242ZM248 203H251V201H249ZM256 203V202H255ZM260 203V202H259ZM262 203H264V201H262L260 204H262ZM55 204V203H54ZM107 206L109 207V206H113L114 204L112 203V201H110V202H108L107 201ZM240 204V203H239ZM77 205V204H76ZM119 205H121V204H119ZM217 205H219V204H217ZM242 205V204H241ZM254 205V204H253ZM252 205V206H253ZM115 206V205H114ZM220 206V205H219ZM248 206V205H247ZM250 206V205H249ZM260 206V205H259ZM52 207V206H51ZM57 207V206H56ZM218 207V206H217ZM246 207V206H245ZM254 207H256V206H253V208ZM257 207H258V205H257ZM256 207V208H257ZM264 207V206H263ZM53 208V207H52ZM241 208V207H240ZM249 208V207H248ZM255 208V210H257ZM242 209H244V208H242ZM52 210V209H51ZM254 210V211H255ZM53 211H55V210H53ZM252 212V211H251ZM2 213V212H1ZM1 213H0V218L2 217V215H1ZM144 213V212H143ZM160 213V212H159ZM245 213H246V211H245ZM256 213V212H255ZM254 213V214H255ZM75 214V213H74ZM167 214V213H166ZM249 214V213H248ZM259 214V213H258ZM181 215V216H180ZM250 215V214H249ZM78 216V217H79ZM145 216V215H144ZM252 216V215H251ZM251 216H250V219H251ZM256 217H260V214H259V216H256ZM73 218V217H72ZM263 218V217H262ZM249 219V220H250ZM254 219H255V216H254ZM195 220V219H194ZM256 220V219H255ZM262 220H264V219H262ZM123 221V220H122ZM130 221V220H129ZM134 221V220H133ZM242 221V220H241ZM251 221H252V219H251ZM258 221V220H257ZM261 221V220H260ZM255 222V221H254ZM78 223V222H77ZM136 223H137V221H136ZM135 223V224H136ZM258 223V222H257ZM96 225H97V227L96 228H94V230H93V233L92 234H88V235H84L83 236V238H82V240H83V242H85V244H87L89 247H91V248H96V247H98V248H102V247H104L105 246V235L107 234V232H108V230H107V227H105L104 228V226H108L109 224H110V220L108 219V217L107 216H103V218L101 217V218H99L97 221H96V223H95ZM132 224V223H131ZM249 225V224H248ZM251 226V225H250ZM253 226H254V224H253ZM259 226V225H258ZM133 227V226H132ZM135 227V226H134ZM174 227L173 228H166L165 226H164V228H162V230L163 231H166V232H171V231H175V230H173L174 229ZM119 229H122V228H119ZM144 229L145 228H143V231H144ZM243 229V228H242ZM10 230V233L12 234V235H14V234H16V231L15 230H13L12 228L11 229H9ZM128 230V229H127ZM126 230V231H127ZM134 230H135V228H134ZM152 230H155V229H152ZM118 231V230H117ZM123 231V230H122ZM121 231V232H122ZM125 231V230H124ZM146 231V230H145ZM20 232H21V230H20ZM19 232V233H20ZM137 232V231H136ZM138 232H141L142 233V231H138ZM137 232V233H138ZM157 232H159V231H157ZM251 234H253V230H251ZM264 232V231H263ZM150 233V232H149ZM256 233V232H255ZM254 233V234H255ZM67 234V233H66ZM126 234V233H125ZM139 234V233H138ZM143 234V233H142ZM141 234V237L144 235V236H146V234H148V231H146V232H144V234L142 235ZM153 234V233H152ZM151 234V235H152ZM155 234V233H154ZM149 235V234H148ZM21 236V235H20ZM64 236V235H63ZM135 236V235H134ZM150 236V235H149ZM155 236V235H154ZM162 236H163V233H162ZM248 236V235H247ZM256 236V235H255ZM264 236V235H263ZM138 237H139V235H138ZM152 237H153V235H152ZM158 237H160L159 235H158ZM177 238H178V240H177ZM256 239L258 238L257 236L255 237ZM21 239V238H20ZM63 239V238H62ZM149 239H150V237H149ZM148 238H147V240H149ZM151 239H153V240H151L150 242H152V245H151V243L150 242H148V243H150V245L152 246V248L153 249H155V250H159V249H161V250H163V254L164 255H162V258L165 260L164 262H165V264H177L176 263V261L175 262H173L172 260H171V258H172V256L174 255L175 256V253H180V250H178V249H174L173 251H169L168 250V248L165 250L164 249V247H163V245L161 244V241H158V240H154V237L153 238H151ZM263 239V238H262ZM118 240V239H117ZM253 240V239H252ZM259 241H260V239H258ZM257 240V241H258ZM122 241V240H121ZM251 241V240H250ZM254 241H256V240H254ZM254 241L252 242V243H254ZM258 241V242H259ZM168 242V243H169ZM240 242V241H239ZM263 242V241H262ZM262 242H261V244H262ZM35 243V242H34ZM245 243V242H244ZM147 244V243H146ZM239 244V243H238ZM250 244H251V242H250ZM259 244V243H258ZM33 245H35V244H33ZM137 245L141 248V249H143V248H145V247H147V246H142V244H140V243H138V242H136L135 240H130L129 242L127 241V244H125V246L123 245V247H124V249L122 248V253H129V250L131 249L132 250V248L133 249H135V247H137ZM235 245V244H234ZM245 245V244H244ZM257 244H255V246H256ZM118 246V245H117ZM120 246V245H119ZM248 246V245H247ZM251 246V245H250ZM122 247V246H121ZM138 247V248H139ZM179 247V246H178ZM138 248H136L137 250H138ZM149 248V247H148ZM173 248H175V247H173ZM186 248H188V247H186ZM236 248V247H235ZM257 248H259V245H258V247ZM261 248H262V250H261ZM264 247H263V244H262V247H260L259 249L261 250V251H264V249H263ZM120 249V248H119ZM146 249V248H145ZM152 249V250H153ZM169 249H171V248H169ZM241 249H243V248H241ZM255 249V248H254ZM86 250V249H85ZM186 250L187 249H184V250H181V252H183V254H182V259H185L186 258V256H185V254H186ZM238 250V249H237ZM81 251V250H80ZM91 251V250H90ZM139 251V250H138ZM142 251V250H141ZM255 251H258V249L257 250H255ZM111 252V251H110ZM133 252V251H132ZM152 252H154V250L152 251ZM175 252V253H174ZM185 252V253H184ZM188 252V251H187ZM238 252L239 251H237V254H238ZM254 252V251H253ZM122 253H117L116 255H115V258H118L120 261L118 262L117 261V263L116 264H124V257H123V254ZM151 253V252H150ZM154 253H156V252H154ZM250 253H252V252H250ZM249 253V254H250ZM258 252H254V253H252V256L254 255V254H257ZM260 253V252H259ZM112 254H114V253H112ZM134 254V253H133ZM138 254V253H137ZM139 254H142V252L141 253H139ZM152 254V253H151ZM262 254V253H261ZM109 255V254H108ZM145 255V254H144ZM146 255H148V254H146ZM153 255V254H152ZM156 255V254H155ZM239 255H241V253L239 254ZM245 255V254H244ZM91 256V255H90ZM112 256V255H111ZM114 256V255H113ZM130 256V255H129ZM141 256V255H140ZM139 256V257H140ZM150 256V255H149ZM248 257H249V255H247ZM251 256V257H252ZM239 257V256H238ZM241 257V256H240ZM246 257V256H245ZM83 258V257H82ZM112 258V257H111ZM161 258V259H162ZM124 259V260H123ZM141 259H144L143 257H141ZM162 259V260H163ZM247 259V258H246ZM111 260V259H110ZM130 260V259H129ZM140 260V259H139ZM145 260V259H144ZM155 260H156V263L157 264H159V261H160V258H155ZM250 260V259H249ZM251 260H253V258L251 259ZM257 260V259H256ZM255 260V261H256ZM104 261V260H103ZM131 261V260H130ZM134 261V260H133ZM141 261H143V260H141ZM140 261V262H141ZM147 261V260H146ZM246 261V260H245ZM254 261V262H255ZM259 261H261V259L259 260ZM145 262V261H144ZM144 262H142V263H144ZM240 262V261H239ZM248 262V261H247ZM252 261H250V263H251ZM258 262V261H257ZM257 262H255V263H257ZM69 263V262H68ZM89 263V262H88ZM105 263H107V264H110V263H108V262H105ZM127 262H125V264H126ZM129 263V262H128ZM133 263V262H132ZM242 263V262H241ZM254 263V264H255ZM112 264V263H111ZM145 264V263H144ZM148 264H150V261H149V263ZM243 264V263H242ZM249 264V263H248Z\"/></svg>",
  "mask_w": 264,
  "mask_h": 264
}]
</instances>
